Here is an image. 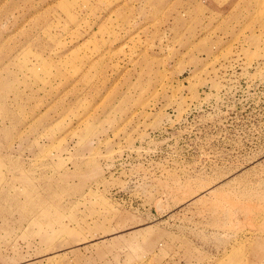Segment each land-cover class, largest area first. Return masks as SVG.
Returning a JSON list of instances; mask_svg holds the SVG:
<instances>
[{
  "label": "rangeland",
  "instance_id": "1",
  "mask_svg": "<svg viewBox=\"0 0 264 264\" xmlns=\"http://www.w3.org/2000/svg\"><path fill=\"white\" fill-rule=\"evenodd\" d=\"M0 264H264V0H0Z\"/></svg>",
  "mask_w": 264,
  "mask_h": 264
}]
</instances>
